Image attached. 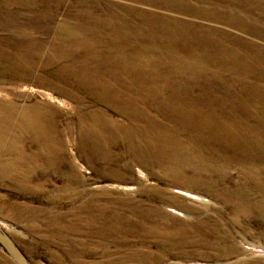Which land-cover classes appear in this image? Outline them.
Listing matches in <instances>:
<instances>
[{"label":"bare ground","instance_id":"1","mask_svg":"<svg viewBox=\"0 0 264 264\" xmlns=\"http://www.w3.org/2000/svg\"><path fill=\"white\" fill-rule=\"evenodd\" d=\"M57 2L78 10L71 22L88 39L61 45L57 60L43 58L45 47L39 46L37 35L19 42V50L5 39L0 41L7 43L0 60L11 58L16 67L26 62L29 75L12 73L14 79L32 88L47 87L45 95L51 99L54 90L71 107L60 112L27 94L0 104V187L16 192V200L49 196L45 186L32 184L36 175L58 167L71 184H82L74 162L81 158L87 161L84 168L113 181L132 180L135 166L145 178L157 169L165 187L147 191L179 215L202 213L183 200L207 204L201 195L209 194L228 205L234 219L264 216V0ZM34 3L51 10L55 21L58 11L52 10V2ZM256 20L263 26L260 31L252 23ZM40 27L31 30L37 34ZM41 69L51 71L50 83L39 77ZM68 143L75 147V159L66 152ZM65 197L73 195H57ZM99 198L63 206L65 210L58 208L64 200H48L54 207L48 211L28 202L5 205L3 200L12 199L0 195V208L5 205V216L22 224L34 246H53L65 255L56 258L70 264H134L135 256L123 250L130 238L118 235L134 228L133 223L122 217L123 207H103ZM103 199L133 200L118 193H105ZM168 217L164 213L163 223L141 220L142 240L154 235L164 246H174L167 251L179 257L200 256L199 248L209 252L201 257L219 252V259L237 250L225 245L230 238L205 219L172 222ZM95 229L112 233L114 251L102 254L96 241L87 251H77L84 235ZM98 234L97 240L103 237ZM98 254L104 259L96 260Z\"/></svg>","mask_w":264,"mask_h":264},{"label":"rangeland","instance_id":"2","mask_svg":"<svg viewBox=\"0 0 264 264\" xmlns=\"http://www.w3.org/2000/svg\"><path fill=\"white\" fill-rule=\"evenodd\" d=\"M19 1L0 0V41L6 39L10 44V46L17 44V50H19V44H21L23 40L26 39L30 41V39L33 38L31 36L37 35L36 38L40 43L39 46L45 47L43 58L46 60H50V59L57 60V58L59 57L57 50L61 45L71 46L77 41L88 39L87 32L83 31L80 27H78L73 22H71L73 20L70 17L73 16V13L74 14L75 12L77 13L78 11L77 9L75 8L70 9V7L64 5L60 6L58 5L57 0H46V1H50V3L52 2L50 4L52 10L53 9L55 10L56 8V11H58V13H56L55 21L51 22L50 17L52 15V11L45 9V6L43 4L36 6L34 5L35 4L34 0H25V1L22 0L20 3ZM41 1H45V0H41ZM32 2H33V6L30 5V3ZM70 2H72V0H70ZM252 23L257 24L255 28L256 30L260 31L263 29V26L259 23V21L257 20L252 21ZM30 25L37 27L41 26L39 32L35 34V31L31 30L32 28ZM42 29L45 30L43 31ZM22 33L24 36L23 37L19 36ZM2 44H7V43L0 42L1 50H3L4 48ZM24 50L26 51L27 48L25 47ZM30 51H35V50L30 49ZM80 59L82 60L84 58H78V60ZM11 60H12L11 58L10 60L7 59L0 60V104L4 102H10L16 96L20 97V94L21 95L27 94L32 96L33 98L35 97L37 99H41V101L47 102L50 105L51 104L54 105V107H56L57 110H59L60 108L59 110L60 112H62V110L65 111L70 109L71 101L61 96L54 90L50 92L52 93V97H53L51 99L45 95L47 91L44 89L45 88L48 89L47 87H42L38 85L36 86V84H34L32 88L29 84L28 86L26 85L27 81L17 82L14 79V74L12 73H18L24 77H27V75H29V67L28 65H26V62H23L24 67H16L15 62H12ZM73 60L75 61L76 59ZM40 71L41 73H39V77H44L45 81L50 83L52 79L51 71L48 69H41ZM25 79L28 80V78ZM59 100H63L64 104H61ZM36 101L37 100H35V102ZM74 148H75L74 145L72 146L69 143L66 146L67 154L73 159L77 157ZM74 162L78 166L77 173L81 177H83L82 184L81 183L71 184L68 180V176L65 173L61 174L62 169L58 167H51L49 172H47V174L41 173L39 174L40 176L36 175L35 180L32 182V184L36 187L45 186V188L48 191L46 193L49 194V196H45V197L43 196L44 198L30 197L28 200L25 199L16 200L18 196L16 195V192L10 191L9 188H7V186L5 185L6 187H0V195H8L11 197L12 200L10 199L3 200L4 204L6 205L9 202L10 203L28 202L37 207H42L48 211H51L54 210V207H52L53 204H51L48 200L54 199V200H64V202H62L63 203L62 206L58 208L61 210H65L63 209V206L67 207L69 204L72 203L74 205H77L81 203V200H92L100 194L101 198H99L98 200H104L102 201L104 202L102 205L103 207L106 208L120 207L121 209L123 207L125 209L124 211L125 213L123 214L124 216L122 217H125L126 220H130L133 223L132 225H134V228L125 230L126 234L121 233L122 231L118 232V235L119 236L121 235L120 236L121 238L123 237H127L128 239L130 238L129 239L130 242H128L130 243V246L123 247V250L129 252L128 257L132 258L133 256H135L132 258L134 264H138V263L139 264H264V216L263 215L262 217L257 214L259 216L258 217L255 213L247 217L241 216L240 218L234 219L230 207L228 205L222 204L218 200H213V198L209 194L201 195V197L208 199L207 204H202L200 200H195L188 197L185 200H183L184 203L189 207H191L192 209L201 208V210H204L202 211V213L192 214L189 216L179 215L177 213L171 212L167 208V206L163 203V201L160 199V197H158L155 193L147 191L150 188L153 189L159 186L165 187V184L157 179L158 178L157 175L159 173L157 169H153L152 170L153 173L149 174L148 177L145 178L144 176L139 174L135 166L133 179L126 180L123 182V181H113L110 179L98 177L97 172L93 168L83 167L84 165L87 166L86 159L84 160L78 158L75 159ZM235 170L236 169L230 168V171L232 173H234ZM105 193H112L114 195H117L118 193L122 196V198H126V199L132 198L133 200H127L126 203L124 204L120 202L119 203L110 202L108 199H103V195ZM59 194L60 195L72 194L73 197L57 198V195ZM69 200L72 201L69 202ZM5 205H2V209L0 208V227L5 229L6 232L12 237V239L15 241L18 247L23 251L30 264H53L52 260H57L58 262H60L59 264H70L67 259L63 261L61 258H56V256L58 255L61 256H65V255L61 254L60 251H56L53 246L51 247L43 246L44 248L42 247V245L34 246V244L31 242L33 237L29 235L28 232L26 233L24 231L22 224L18 223L16 220L10 217L5 216V212H6L4 208ZM144 208L147 209V211L146 210L141 211ZM164 213L170 216L168 217V219H171L172 222H176V221L184 222L185 220L201 221L203 219H205L207 222L209 221L208 222L209 224L212 225L214 224L215 226L218 227V229H220V231L224 235L228 236L227 239L230 238L229 242L225 241L223 243L225 245H229L230 247L236 248L237 250L231 253V255L224 256L223 258H219V259H217V256H219L217 255V253L219 252H212L211 256L212 255L213 256L210 258H207L208 256L201 257V254L202 256H204L206 254L208 255L209 252L203 249L200 250L199 248L196 249V252H198L200 256L197 255L194 257L193 256L179 257L173 254H169L167 251V250L169 251L174 250V246L170 245L171 248L169 245L164 246L162 241H160V239L154 235L147 236L146 237L147 240L145 239L143 241L142 240L143 235L146 236V234H144L145 232L141 230L142 229L141 227H139L140 225L139 223H141V220H157V221L159 220V223L161 222L163 223L162 219ZM95 230L91 232L89 231L90 233H86L84 235L83 240H81L82 246H78L77 251L78 252L87 251V249L91 245H93L95 241H96V245L99 247L100 252L102 254H108V252H110L111 250L114 251L116 246L111 244L112 240L110 239L112 237V233L110 231H105L104 229H101L102 232H100L101 230L99 231L98 229ZM94 231L96 233L98 232L100 233L98 234L99 237L103 236L104 238H106L105 236L107 234L108 235L107 239L104 240L101 239L103 237H100L99 240H97V237L96 238L94 237L96 234ZM86 232H88V230ZM92 232H94L95 234ZM113 232L115 233V231ZM15 233L18 236L20 235L22 238L23 237L24 238L23 239L21 238L19 241L18 236ZM150 240L151 241L153 240L152 242L154 243H152ZM147 241L150 242L148 243ZM143 253L144 254L146 253V255H144ZM102 254H98L99 256L98 255L96 256L97 257L96 260L99 259L103 260L104 258L102 259L103 257ZM89 259L92 260L94 259V257H90V258L87 257V260ZM6 261H8V263L10 264H17L14 261V259L7 253V251L0 245V264H5L4 262Z\"/></svg>","mask_w":264,"mask_h":264},{"label":"water","instance_id":"3","mask_svg":"<svg viewBox=\"0 0 264 264\" xmlns=\"http://www.w3.org/2000/svg\"><path fill=\"white\" fill-rule=\"evenodd\" d=\"M0 245L17 264H30L23 251L2 227H0Z\"/></svg>","mask_w":264,"mask_h":264}]
</instances>
